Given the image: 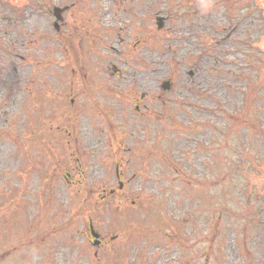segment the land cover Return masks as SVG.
I'll use <instances>...</instances> for the list:
<instances>
[{"label": "rangeland", "instance_id": "rangeland-1", "mask_svg": "<svg viewBox=\"0 0 264 264\" xmlns=\"http://www.w3.org/2000/svg\"><path fill=\"white\" fill-rule=\"evenodd\" d=\"M260 43L257 0H0V264H264Z\"/></svg>", "mask_w": 264, "mask_h": 264}, {"label": "water", "instance_id": "water-1", "mask_svg": "<svg viewBox=\"0 0 264 264\" xmlns=\"http://www.w3.org/2000/svg\"><path fill=\"white\" fill-rule=\"evenodd\" d=\"M257 2H263V4H264L263 0H257ZM62 10L63 9H60L58 7L55 8V13H56L58 18H60V12ZM162 21H163V19L159 18V26L160 27L162 26ZM260 48L264 49V43H260ZM168 86H169V83H165L164 88H167ZM121 187H122V185H121ZM91 233L95 237V241L94 242L98 244L100 242V240L98 239L99 238V234L94 230L93 227L91 228Z\"/></svg>", "mask_w": 264, "mask_h": 264}, {"label": "bare ground", "instance_id": "bare-ground-1", "mask_svg": "<svg viewBox=\"0 0 264 264\" xmlns=\"http://www.w3.org/2000/svg\"><path fill=\"white\" fill-rule=\"evenodd\" d=\"M105 1H103V3H104Z\"/></svg>", "mask_w": 264, "mask_h": 264}, {"label": "flooded vegetation", "instance_id": "flooded-vegetation-1", "mask_svg": "<svg viewBox=\"0 0 264 264\" xmlns=\"http://www.w3.org/2000/svg\"><path fill=\"white\" fill-rule=\"evenodd\" d=\"M63 16V15H62Z\"/></svg>", "mask_w": 264, "mask_h": 264}]
</instances>
